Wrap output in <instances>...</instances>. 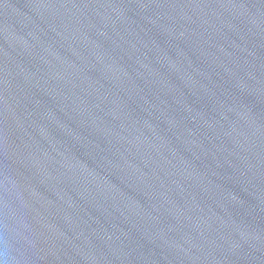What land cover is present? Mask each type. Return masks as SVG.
<instances>
[{
	"label": "water",
	"instance_id": "obj_1",
	"mask_svg": "<svg viewBox=\"0 0 264 264\" xmlns=\"http://www.w3.org/2000/svg\"><path fill=\"white\" fill-rule=\"evenodd\" d=\"M0 264H264V0H0Z\"/></svg>",
	"mask_w": 264,
	"mask_h": 264
}]
</instances>
